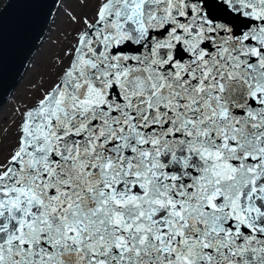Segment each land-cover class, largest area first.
<instances>
[{"label": "snow or ice", "instance_id": "obj_1", "mask_svg": "<svg viewBox=\"0 0 264 264\" xmlns=\"http://www.w3.org/2000/svg\"><path fill=\"white\" fill-rule=\"evenodd\" d=\"M76 3L0 125V264H264V0ZM56 4H0V78Z\"/></svg>", "mask_w": 264, "mask_h": 264}, {"label": "rangeland", "instance_id": "obj_2", "mask_svg": "<svg viewBox=\"0 0 264 264\" xmlns=\"http://www.w3.org/2000/svg\"><path fill=\"white\" fill-rule=\"evenodd\" d=\"M3 2L4 0H0V4H3ZM65 9H66L68 24L62 27V31L55 38V40H53L54 38L50 37V34L45 37V39L43 40V44L44 43L45 44L44 45L41 44L42 45L41 49L38 48L40 49V52L36 56V58L39 56L42 60L38 73L37 72H36L37 74L34 73L33 77L27 81L26 88L24 89V90H27V92L24 93L23 97L19 96L18 91L13 92L10 98L7 100V103L4 106H2L0 110L2 111V113L0 114V116L3 114V112H10V113H8L7 115H4L0 119V125L11 124L12 119L14 118V113L19 108H21L26 101L31 99L35 88L41 83H43L44 81H46L50 77V75L54 72L55 69L51 67V64L53 62L55 63L58 62V53H60L62 42L65 40V37L67 36L69 28H70L68 16L72 14L73 11H76V12L79 11L76 0L73 4H71V6L66 7L65 5V8H60L59 10L62 11ZM48 38H50V41H52L50 44H48V41H47ZM4 117H8V120L5 121Z\"/></svg>", "mask_w": 264, "mask_h": 264}, {"label": "bare ground", "instance_id": "obj_3", "mask_svg": "<svg viewBox=\"0 0 264 264\" xmlns=\"http://www.w3.org/2000/svg\"><path fill=\"white\" fill-rule=\"evenodd\" d=\"M75 2V0H66V7L71 6V4H73ZM60 7L59 5L56 7L55 12H54V16H53V20L50 23V26L48 27V29L46 30L45 36L43 38V40L45 39V37L47 35L50 34L51 38H54L53 40H55V38L60 34V32L62 31V27L66 26L68 24L67 22V15H66V11L65 10H59ZM52 27V28H51ZM43 40L40 42V44L38 45V48L41 49L43 44ZM48 44H50L52 41H50V38H48ZM46 41V42H47ZM42 44V45H41ZM36 48V50L33 52L32 57L30 59L29 64L27 65V67L25 68V71L23 73V75L20 77V79H18L17 83L15 84L14 89L12 90V92L10 93L8 99L10 98V96L12 95L13 92L18 91L19 92V96L23 97L24 93L27 92V90H24L26 88L27 85V81L33 77L34 73H38L39 71V67L41 65V58L38 56L36 58V56L38 55V53L40 52V49ZM38 49V50H37ZM58 63V62H57ZM55 62H53L51 64V67L55 69V65L57 64ZM36 73V74H37ZM17 87V88H16ZM15 90V91H14ZM7 99V100H8ZM7 100L5 101V103L2 105L4 106L7 103ZM1 106V108H2ZM0 108V110H1ZM2 113V111H0V114ZM10 112H3V114L0 116V119L4 116L7 115Z\"/></svg>", "mask_w": 264, "mask_h": 264}, {"label": "water", "instance_id": "obj_4", "mask_svg": "<svg viewBox=\"0 0 264 264\" xmlns=\"http://www.w3.org/2000/svg\"><path fill=\"white\" fill-rule=\"evenodd\" d=\"M57 6L58 4L52 6L53 15L50 17L47 27L41 34V39L35 41V46L31 49L27 58L24 59L23 57H20L14 60L13 59L9 60L6 66L4 75L2 78H0V108L5 103V101L8 99L18 79H20V77L23 75L25 68L30 62L33 52L36 50V48H38V45L43 40L46 30L48 29L51 21L53 20L54 12ZM6 24H7V20H6Z\"/></svg>", "mask_w": 264, "mask_h": 264}]
</instances>
